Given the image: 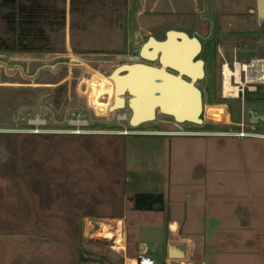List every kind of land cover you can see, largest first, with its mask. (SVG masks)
Returning <instances> with one entry per match:
<instances>
[{
	"label": "rangeland",
	"instance_id": "374dc122",
	"mask_svg": "<svg viewBox=\"0 0 264 264\" xmlns=\"http://www.w3.org/2000/svg\"><path fill=\"white\" fill-rule=\"evenodd\" d=\"M255 3L256 0H129L125 42L121 41L117 31L91 27L84 33L86 38L96 47L108 51L76 54L71 47L70 0H67V27L64 36L55 38L57 52H0L3 63L0 64V81L19 83L12 85L15 87H0V128H11L9 115L13 113L14 116L24 106L48 112L46 107L53 105L61 116L67 110L91 115L85 110L84 95L89 109L100 117L92 122V127L109 133L44 135L38 136L40 142L13 141L28 149L9 154L13 162L11 172H23V177L30 182L27 187H13L23 190L24 196L27 192L30 196L35 195L37 191L39 205L46 206L44 242L55 239L54 248L49 246L54 250L47 244L45 258L41 257L40 249L36 250L41 257L36 258L37 262L124 264L122 251L115 252L111 243L105 239H89L92 234L88 236L87 228L91 224L83 216L103 217L123 209L130 211L135 195L162 194L165 197L163 212H142L140 218L136 213L131 215L130 251L136 253L137 243L144 241L149 245L153 259L164 264L166 243L178 239L187 242L196 263L264 264V123L252 122L248 114L254 111L264 115V82L260 80L259 68H251V73H242L243 82L251 77L256 78L257 84H247L238 99H222L219 93L222 74L220 71L216 84V56H212L211 50L217 25L226 32L222 33V40L238 22L242 27L247 25L254 38L260 37L256 14H250L255 11ZM171 30L198 36L205 47L204 57L210 64L206 80L200 83L204 123H177L176 127L170 124L175 123L171 118L160 114L155 121L131 127L132 113L128 108L111 112L114 88L105 84L100 76H111L123 65L141 64L131 62L136 49L142 48L150 37L164 41ZM0 38H11L1 17ZM240 38L235 45L225 38L227 42L223 43L227 46L220 54L218 72L228 64L235 67L237 63L250 65L253 60L260 64L262 60L264 62L262 42L253 45L251 50L232 52L231 49L244 42V36ZM100 59L109 62L102 66L108 67L102 69L103 74L93 63ZM15 65L18 66L14 69ZM41 66L44 68L38 70ZM83 79L85 81L80 83ZM69 90L72 104L68 101ZM219 114H226L229 123L210 119ZM125 117L127 119L120 120ZM120 131H127L129 135L120 136ZM151 132L163 135H138ZM169 132L204 133L206 136H166ZM0 145H4V140H0ZM36 146L41 149L39 153ZM42 158L44 160L40 161ZM2 160L4 155L0 156V162ZM2 164L0 172L5 170V164ZM32 173H38L36 179L32 178ZM50 201H56V211L47 207ZM32 212L36 213L31 208L20 212L30 220L29 227L32 226ZM168 214L180 222L181 231L177 236L167 226ZM247 216L252 219L244 226L242 219ZM92 222L100 227L103 223L116 224V221L105 220ZM99 230L96 226V237ZM172 231L177 232L178 226L173 225ZM13 252L21 256V250Z\"/></svg>",
	"mask_w": 264,
	"mask_h": 264
},
{
	"label": "trees",
	"instance_id": "16d2710c",
	"mask_svg": "<svg viewBox=\"0 0 264 264\" xmlns=\"http://www.w3.org/2000/svg\"><path fill=\"white\" fill-rule=\"evenodd\" d=\"M128 6L129 0H70V36L74 52L104 54L108 51L86 38L84 33L91 27L117 31L125 42ZM67 14V0H0V17L11 35L9 39L0 38V52H57L55 38L64 36ZM164 199L162 194H137L132 198L133 209L163 212Z\"/></svg>",
	"mask_w": 264,
	"mask_h": 264
},
{
	"label": "crops",
	"instance_id": "0c3cea01",
	"mask_svg": "<svg viewBox=\"0 0 264 264\" xmlns=\"http://www.w3.org/2000/svg\"><path fill=\"white\" fill-rule=\"evenodd\" d=\"M13 60V59H12ZM2 63V62H1ZM3 64V63H2ZM5 65H7L5 63ZM3 66V65H2ZM18 65L14 66V69ZM11 71V70H10ZM19 85V83H12L11 81L8 82H2L0 81V87L6 88L4 86L9 87H15L12 85ZM42 84V83H38ZM37 84V85H38ZM10 118H13V113L9 115ZM4 129V128H0ZM109 134V133H108ZM120 136H128V135H121V133H118ZM139 134H156V135H163L158 133H139ZM41 137L36 136H16L13 134H4L0 133V140H4V145H0V156L4 155V160L0 162L5 164V170L0 172V264H42L41 262H37L36 258L41 259L45 258V248L52 245H55V239L53 237L52 242L45 243L44 242V211L45 207L39 205V194H37V191L35 192V195H29L27 192V196H24L22 194L23 190H16L14 189L13 185H20L27 187V185L30 183L27 179H25L23 176V172L12 173V160L9 156L10 153L13 152H19L23 153L24 149L26 148L24 145V148L22 145H15L13 143L16 142V140H24L30 142L31 140L34 141H42L40 140ZM38 145V144H37ZM39 146H36L37 153H39L38 149ZM10 157V158H9ZM8 158V159H7ZM22 162L24 161L23 157L21 158ZM44 160V158L40 159ZM21 161V160H19ZM12 162V163H11ZM16 163V162H14ZM10 167V168H9ZM29 175V174H28ZM32 178H37L35 176H38V173H32ZM27 181V182H26ZM28 183V184H27ZM19 187V186H18ZM17 187V188H18ZM35 197V198H34ZM33 202L31 205L28 203ZM56 205V201L48 202L47 207L52 209L53 211L56 209L54 206ZM33 209L36 213H31L33 217H30L32 220V226L29 227L30 220L28 217L23 216L20 212H24L27 210ZM125 209L114 212L113 214L99 217V216H83V218L87 219V221L90 224H93L92 221L94 220H105V221H112L116 223L121 222L123 225L124 230V240H122L123 246H122V257L124 258V264H128L129 262L137 260L139 255L143 252H146L148 256L153 258L150 255V247L149 245L142 241L137 243V251L136 253H133L130 251L129 247V221L131 215L134 213L138 214V218H140L139 215H142L140 211L130 212V211H124ZM56 211V210H55ZM59 212V211H58ZM154 213H160L157 211H153ZM15 213V215H14ZM147 214H150V212H147ZM54 220V215L51 216ZM252 218L247 216L245 219H242V224L244 226H247V224H250V221ZM177 225L178 231L173 232L172 226ZM167 226L169 230L177 236V234L181 231L180 222L173 217L172 214H168V220H167ZM250 227V226H249ZM125 228V229H124ZM88 231V228H87ZM90 234H88L89 236ZM181 237V236H180ZM186 238H189L186 236ZM59 242V241H58ZM124 242V243H123ZM59 245V244H58ZM50 248V247H49ZM50 248V249H52ZM41 250L40 255L39 253L36 254V250ZM48 249V248H46ZM14 250H21V256H16L19 252H13ZM54 250V249H52ZM2 255V256H1ZM16 256V257H15ZM36 261V262H35ZM157 262V261H156ZM158 264V263H157ZM164 264H203V263H196L192 259V255L189 252L188 244L185 241L178 240L167 242L165 246L164 251Z\"/></svg>",
	"mask_w": 264,
	"mask_h": 264
},
{
	"label": "water",
	"instance_id": "95a60500",
	"mask_svg": "<svg viewBox=\"0 0 264 264\" xmlns=\"http://www.w3.org/2000/svg\"><path fill=\"white\" fill-rule=\"evenodd\" d=\"M257 14L259 21L264 22V0H257ZM150 42L154 44V50H156L157 54L148 59L159 60L162 65L161 69L151 68L149 66L139 64L132 66L123 65L115 70L109 78L104 79L105 81L108 79L120 81V86L117 90L115 88V92L122 93L126 99L119 100L122 107L118 110L128 108L132 112V119L130 121L131 127H133L136 115L138 118L139 111L147 104L151 106H148L150 111L147 110L149 113V119L146 120V123L148 121H155L156 113L161 111L164 112L165 116L173 117L176 122L180 124H202L199 115L202 113L203 98L201 92L195 86V83L198 78L204 77V63L202 61H194L198 52L201 50L199 41L196 38H190L184 32L171 30L167 32L166 39L164 41H159L151 37L149 42L143 45L142 52L148 50ZM189 43L190 45H194V48L188 53L187 45ZM181 55L182 57H185V61H180L179 57ZM170 66L178 70L180 75L177 76L166 72V69ZM139 67L147 69L148 71L151 70V72H154V75L160 72L165 73L164 79H162L161 82L154 79L155 84L157 85V90H153V92L151 91L154 87V83L151 88L148 80H146V83L142 84V91H139L138 88L136 89L133 81L135 78V72H137ZM194 68L196 70L195 75L192 73ZM183 75L191 81L182 79ZM83 81H85V79H83L80 83ZM176 88L181 89L183 94L178 92L179 89ZM105 89L109 90L108 87H105ZM78 91L80 92L79 89ZM140 92H142V94H140ZM82 97L86 98L84 95H82ZM88 103L86 104L88 110H90L96 118H100L96 115L95 111L89 109ZM249 114L252 117V122L264 123V115L258 114L254 111H250Z\"/></svg>",
	"mask_w": 264,
	"mask_h": 264
},
{
	"label": "built area",
	"instance_id": "2783aa9c",
	"mask_svg": "<svg viewBox=\"0 0 264 264\" xmlns=\"http://www.w3.org/2000/svg\"><path fill=\"white\" fill-rule=\"evenodd\" d=\"M136 54V53H135ZM101 55H99L100 57ZM137 58L135 55L131 59V62H136ZM95 66H97V69H108V67H102L103 65H109V62L104 61L103 59H100L98 61L93 62ZM1 64V61H0ZM16 66V65H15ZM51 67V66H50ZM44 66H41L38 70L43 69ZM99 72H103L99 71ZM103 74V73H102ZM37 75V74H36ZM77 93V97L78 92ZM68 101L69 104H72L71 102V93L69 90L68 93ZM83 101L85 102L86 106V100L83 98ZM48 112H44L41 108L36 110L35 108H29V107H21L19 108L15 115L12 118V127L6 128V129H0V133L4 134H15V135H31V136H48V135H65V136H92V135H103L108 134V132L104 130H97L92 127V122L96 120V117L92 114L90 110L85 107V110H87L91 115L84 113V112H78L77 110H67L66 114H62L61 116L53 107V105H49ZM77 111V113H76ZM95 117V118H94ZM127 119L121 118L120 120ZM121 135H128L129 132L120 131ZM118 224V222H117ZM96 226L101 228L100 225L91 224L90 229H88L87 234L90 235L91 238H89L91 241L93 240V236H95V229ZM100 241L99 239H97ZM95 240V241H97ZM109 243L108 241H106ZM111 248L117 252L121 253V249H118L112 245H110ZM135 264H157L156 260L148 256L146 252H143L139 255L137 260H135Z\"/></svg>",
	"mask_w": 264,
	"mask_h": 264
},
{
	"label": "bare ground",
	"instance_id": "6f19581e",
	"mask_svg": "<svg viewBox=\"0 0 264 264\" xmlns=\"http://www.w3.org/2000/svg\"><path fill=\"white\" fill-rule=\"evenodd\" d=\"M149 47L154 48V44L152 42H150L148 48ZM187 48H188L187 51L189 53L194 48V45H192V44L190 45V43H189L187 45ZM146 56H150V55L149 54H145L144 57H146ZM151 57L152 56H150V58ZM179 59H180V61H185V57H182V55L179 57ZM253 61L254 62L251 65H248V64H244L243 65V64H238L237 63L234 69H232V67H230L228 65H225L224 66L223 73H222V82H223V90L222 91H223V95H224L223 97L225 99H228V100L229 99L230 100L231 99H238L240 97V94H241L242 90H243L242 88L246 87L247 84L256 83L254 81V79H256V78L252 79L251 77L247 78L248 81L244 83L243 80H242V78H241L242 73L244 71L247 72V73H249L250 70H251V68H254L255 69V67L257 66L259 68V71H260V75H259L260 80L262 81V83L264 82V67H262V64L264 66V62H261L262 64H260V63L256 62L255 60H253ZM141 64L142 65H147V66H149L151 68L161 69V67L150 66V65L145 64V63H141ZM188 71H189V69H188ZM195 71L196 70L194 68L192 70V73H194V75H195ZM166 72H168V71L166 70ZM93 73L96 74V75H98L96 72H93ZM183 73H185V72H183ZM143 74H144L145 79L148 80V82L150 83L151 88L153 87L152 84L154 83V87H153L154 89L153 88L151 89L152 92H153V90H157V85L155 84V80L156 79L157 80L158 79H161V80L164 79V75H161V74H157V75L155 74L156 76L154 75V73H151V74H149V73H142V75ZM100 77L105 82V84L110 85V86H112L114 88V100H113L112 106L110 107L111 112H113V110H118L120 107H122V105H121V103H120L119 100L126 99V97L122 93H116L115 92V88L117 90L119 88V86H120L119 85L120 81L119 80L117 81L115 79L114 80H111V79L109 80L108 79V80L105 81L104 79H107V78L110 77V75H108V74L107 75H101ZM252 77H254V76H252ZM136 78H137V76H136V72H135V78H134V81L133 82L135 84L136 89L138 88L139 91H142V83H138V81H137L138 78H137V80H136ZM182 79H184L183 76H182ZM85 89L86 88L84 86V90ZM176 89H179V88H176ZM178 92H180V93L183 94V91L181 89H179ZM140 94H142V92H140ZM143 95H144V93H143ZM143 101H144V98H143ZM202 105H203L202 106V113H203V111H204V102L203 101H202ZM145 106H143L142 109L139 111V113H138V116L139 117L138 118H137V115H136V119L134 121L133 127H139L142 124L146 123V120L149 119L148 118L149 117V115H148L149 113H148L147 110L150 111V108L148 109V106L150 107L151 105L147 104ZM202 113H200V115H199L200 118L202 116ZM157 114L158 113H156V119H157ZM159 114H164V112L159 111ZM131 119H132V117L130 118L129 122L131 121ZM210 119L213 120V121H215V122H217V123H224V124H228L229 123L228 116L226 114L215 115L213 118H210ZM201 121H202V123H204V120L203 119H201ZM200 125H202V124H200ZM88 229H90V227ZM93 238H96V239H105L106 241H108L109 243H111L112 246H114V247H116L118 249H121L122 246H123V244H121V243H122V240H124L123 225H122L121 222H119L118 224L116 223L114 226L108 225L107 223H103L102 226H101V228H100V230H99V232H98V234H97V237L95 236ZM128 264H135V261L129 262Z\"/></svg>",
	"mask_w": 264,
	"mask_h": 264
},
{
	"label": "flooded vegetation",
	"instance_id": "af4514ba",
	"mask_svg": "<svg viewBox=\"0 0 264 264\" xmlns=\"http://www.w3.org/2000/svg\"><path fill=\"white\" fill-rule=\"evenodd\" d=\"M252 13H255L256 14V18H257V29L260 30V32H258V35L261 38L260 37H259L260 39L259 38H254V36H253L254 34L252 33V30L249 29V27L247 25H244V27H242L243 25H241L239 22L237 24H234L232 26V30H230V32L228 33V36L225 37V38L228 40L229 43H232L233 45H235L236 42H237V39H239L240 37L244 36V40H243L244 42L243 43H240V45L238 44L239 47H235L234 50L231 49V51L234 52V53H236V54H237V50L238 49L239 50H242L243 49V51H248V50H251V48H252L253 45L258 44L259 42H262V44L260 46L261 47H264V22H260L259 19H258V14H257V0H256V3H255V11H251L250 14H252ZM202 24H203V22H202ZM202 27L203 26H201V28ZM216 28H217V30L214 31V33H213L214 42H213V46H212L211 50H212V56H216L215 59H214V62H215V66H214V82H216V84H218V75L220 74V71H221V74L223 73V70L222 69L224 68V67H222L221 70L219 68V72H218L217 69H218V67H220V66H218V63L220 62V54L222 53L223 47H226L227 46L223 42L226 43L227 40L225 38H224V40L221 39L223 37L222 33H226V32H223L219 25H217ZM184 33H186L190 38H196L199 41L200 46H201V50H200V52H198V54H197L196 58L194 59V61L195 62L202 61L204 63V77L203 78H198L197 81H196V83H195V85L197 86V88L201 92L202 98H203V92H202V89L200 88V83L201 82H204L206 80L207 75H208V66H209L210 63H208V61L204 57L205 47L203 45L202 40L198 36L197 37H194V36L188 34L187 32H184ZM150 38L147 40V42H149ZM165 39H166V36H165ZM222 43H223V45H222ZM230 46H231V44H230ZM135 53H136L135 54V57L137 58L136 63H145V64H148L150 66H157V67H161L162 68V65H161V63H160L159 60H150V59H148V58H150V56H154V55L157 54L156 53V50H154V48L149 47L148 50L145 51V52H142V48H139V49H136ZM144 53L145 54H149L150 56L144 57L145 56ZM250 60H251V58H250ZM171 62H172V60H171ZM139 65H142V64H139ZM228 66L232 67V69L235 68L234 67V64H228ZM166 70L169 73H172L174 75H177V76L180 75V72L178 70L174 69L171 66L168 67ZM142 73H149V74H151V73H154V72H151V70L148 71L147 69H143L141 67L138 68V70L136 72V76H137L138 80H137V78H136V80L138 81V83L144 84V83H146V79L144 77V74L142 75ZM157 74H161V75H164L165 76V73H163V72H160V73H157ZM183 78L185 80H187V81H191L185 75H183ZM241 78L243 80V77L242 76H241ZM158 81L161 82L162 80L161 79H158ZM222 90H223V82H222V75H221V90L219 89V93L221 94L222 99L228 100V99H225L223 97L224 95H223V91ZM203 102H204V99H203ZM249 113H250V111H249ZM157 115H160L159 112H158ZM166 117L171 118L175 122V123L170 122L171 125H175L176 127H178L177 122H176V120L173 117H171V116H166ZM249 117H250V119H252V117H251L250 114H249ZM138 135H140V134H138ZM166 136H170V137H178V136L179 137L180 136L203 137V136H206V135H204V133H192V132L191 133L190 132L189 133L188 132H183V133L169 132Z\"/></svg>",
	"mask_w": 264,
	"mask_h": 264
}]
</instances>
